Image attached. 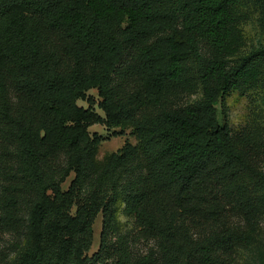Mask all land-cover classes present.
<instances>
[{"label": "trees", "instance_id": "obj_1", "mask_svg": "<svg viewBox=\"0 0 264 264\" xmlns=\"http://www.w3.org/2000/svg\"><path fill=\"white\" fill-rule=\"evenodd\" d=\"M253 17L264 32V0H0L4 264H235L255 249L264 264V130L234 133L227 109L234 92L264 106ZM94 124L136 142L100 160Z\"/></svg>", "mask_w": 264, "mask_h": 264}, {"label": "rangeland", "instance_id": "obj_2", "mask_svg": "<svg viewBox=\"0 0 264 264\" xmlns=\"http://www.w3.org/2000/svg\"><path fill=\"white\" fill-rule=\"evenodd\" d=\"M244 30L247 37V45L249 47L258 44V42L264 41V32L258 23L256 17L251 18L245 23ZM88 96H91L95 100L94 108L101 115H105L104 111L99 107V94L96 88L88 91ZM192 97V96H191ZM190 97V98H191ZM195 97V95H193ZM78 103L81 106L89 107L90 103L86 99H80ZM260 103V102H259ZM255 103L254 98L251 95H241L236 92L232 93L227 99V109L229 114V120L234 133L250 132L253 129L264 130V106ZM259 105V106H258ZM221 105H219V111H221ZM91 134L97 133L102 135L105 139L101 142L99 148L98 158L100 160L114 151L121 148L126 140L133 143L136 142V138L130 133L129 129H126L124 134L113 135L115 130L119 131L120 128L110 129L104 124H94L89 127ZM260 167L264 170V158L258 159ZM74 174H72L67 181L63 184L65 189L68 188ZM233 221L238 223L240 217L234 213ZM122 219L127 222V226L130 227V231L134 232L132 253L134 257L140 258L148 255L151 249L154 248V242L141 236L134 227V220L123 214ZM103 216L99 214L94 224L95 239L90 254H93L99 249L100 234L102 231ZM263 240H264V220H263ZM16 237L10 233L0 234V264H4L8 255L13 252ZM264 247V243L262 245ZM260 255L258 251L249 250L242 254L235 264H260Z\"/></svg>", "mask_w": 264, "mask_h": 264}]
</instances>
